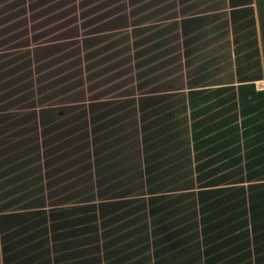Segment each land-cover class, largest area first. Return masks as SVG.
Here are the masks:
<instances>
[{"label": "crops", "instance_id": "crops-1", "mask_svg": "<svg viewBox=\"0 0 264 264\" xmlns=\"http://www.w3.org/2000/svg\"><path fill=\"white\" fill-rule=\"evenodd\" d=\"M96 2H84L93 10L86 18L79 13L85 4L75 0L1 1L0 137L4 131L27 139L11 148L15 162L45 150L37 166L39 200L54 199L58 184L79 177L65 162L69 102L39 105V98L68 82L71 43L84 51L87 40L123 34L128 42L148 34L159 42H205L189 52L184 46L181 63L190 68L197 56L195 76L207 82H193L191 75L164 103L140 98L173 106L172 183L180 188L144 196L159 197L158 204L143 206L156 208L152 219L149 209L131 220V205L119 203L113 211L101 205L93 231L84 208L1 211L0 264H264V75L255 0H157L151 21H136L142 12L134 14L130 2L124 11ZM88 18H94L89 27ZM59 78L60 85L53 84ZM89 235L93 255H87Z\"/></svg>", "mask_w": 264, "mask_h": 264}, {"label": "rangeland", "instance_id": "rangeland-1", "mask_svg": "<svg viewBox=\"0 0 264 264\" xmlns=\"http://www.w3.org/2000/svg\"><path fill=\"white\" fill-rule=\"evenodd\" d=\"M1 1L3 0L0 3ZM75 1L85 4L81 6L79 13L86 18L93 13L90 4L86 3L92 2L93 5L96 1L95 5L98 2H114L118 11H124L127 2H130V6L134 5V14L142 12V16L136 21L142 18L151 21L153 13L157 12L151 9L156 6L157 0L147 1L149 4L146 3L143 8L142 5L136 6L143 0ZM255 2L262 35L261 60L264 75V0ZM144 9L146 13L143 12ZM93 20L94 18L86 19L87 27ZM139 32L136 37L143 34ZM90 33L91 30L87 32ZM149 37L152 39V35L148 34L142 36L143 39L128 42L123 34L108 42L87 40L83 48L90 51L84 48L85 55L82 45L78 47L71 43L68 82L65 81L63 87L55 90H42L45 93L39 98V105L55 98H68L69 111H66L70 114V161L65 162L74 165L73 171H79V177L71 179L68 184H58L52 190L54 199L40 201L42 185L37 184L39 177L36 175L39 174L37 166L45 150H39L31 158L28 157L29 154L25 155L21 161L15 162L16 158L12 157L14 150L11 148L27 139L4 134L2 131L0 212L38 207L71 211L84 208L87 230L93 231L94 210L101 205L102 211H113L121 206L119 203L129 204L134 209L130 213L132 220L147 213L149 208L143 206L149 199L144 196L150 193L169 194L180 188L172 183L173 106L168 103L159 105L158 99L141 101L140 98L145 95L161 97L164 103L168 100L165 97L173 95L175 87L181 86L185 78H190L191 75L193 82H207L209 77L206 79L205 74L204 79L202 76H195L199 67L197 56L190 60L193 65L190 68L186 69L181 63L183 51L187 49L184 46H189L190 50L186 51L189 52L203 48L205 42H159L150 40ZM110 69L116 71L107 72ZM66 77L67 74H64V80ZM56 83L60 85V78L54 80L53 84ZM61 101L62 99H55V102ZM14 105H7V108L11 111ZM2 108L6 106L3 105ZM18 154L21 157L22 152ZM64 155L66 156V151ZM20 167H26L23 169L25 171ZM53 170L54 168L50 172ZM25 176L29 178L24 179ZM47 182L51 185L53 181L44 180V185ZM19 190L20 194L17 195ZM48 192L46 194L50 196ZM123 196L129 197L121 201ZM158 198L156 197V204L159 202ZM92 242L93 236H87V255H93V248L88 247Z\"/></svg>", "mask_w": 264, "mask_h": 264}, {"label": "trees", "instance_id": "trees-1", "mask_svg": "<svg viewBox=\"0 0 264 264\" xmlns=\"http://www.w3.org/2000/svg\"><path fill=\"white\" fill-rule=\"evenodd\" d=\"M90 58H92V57H90ZM97 58H99V57H97ZM93 60V59H92ZM114 61V60H113ZM126 65H127V63H126ZM111 70V69H110ZM112 71V70H111ZM111 71H107V72H110L111 73ZM114 71H116V70H113L112 72H114ZM69 78V77H68ZM69 80V79H68ZM150 194H154V193H150ZM155 201H156V197H150L149 198V202H150V204H153V203H155ZM149 212L151 213V215H150V217H151V219H152V216H155V214H154V212H156V208H153L152 206H150V209H149ZM154 233V232H153Z\"/></svg>", "mask_w": 264, "mask_h": 264}]
</instances>
